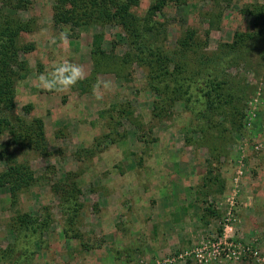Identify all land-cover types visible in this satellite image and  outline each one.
<instances>
[{"label":"rangeland","instance_id":"obj_1","mask_svg":"<svg viewBox=\"0 0 264 264\" xmlns=\"http://www.w3.org/2000/svg\"><path fill=\"white\" fill-rule=\"evenodd\" d=\"M182 1L155 15L156 42L172 51L192 34L188 58L218 54L227 64L218 76L244 94L243 117L204 116L200 89L187 106L166 102L145 67L122 62L131 53L120 27L55 25V0L23 10L0 0L1 13L32 24L22 42L34 45L21 53L11 118L41 119L46 147L0 135V152L33 177L15 203L13 179L0 182V264H264V0ZM152 2L134 14L144 18ZM97 34L105 54L95 56ZM63 59L84 78L63 92L41 87ZM8 165L1 159L0 171ZM24 215L37 230H21Z\"/></svg>","mask_w":264,"mask_h":264},{"label":"trees","instance_id":"obj_2","mask_svg":"<svg viewBox=\"0 0 264 264\" xmlns=\"http://www.w3.org/2000/svg\"><path fill=\"white\" fill-rule=\"evenodd\" d=\"M30 1L16 0V8L23 10ZM6 2L9 5V0H5V5ZM140 3L141 0H55L53 23L55 25L75 24L84 30L94 26L120 27L126 36L131 53L126 54L122 62L134 61L141 67H145L148 71L149 88L156 90L159 96L167 98L164 99L166 102L172 104L184 102L187 106L193 97L194 89H200L201 91L197 93H201L207 102L204 116H207L210 110H216L224 119L228 115H232V118L243 117L240 104L244 101V94L238 92V86L231 84L232 81L222 80L218 76L219 71L223 73L227 65L220 60L218 54L188 58V53L196 50L192 34L182 37L172 51L166 50L156 42L163 33L164 22L155 20V15L168 6H179L183 4V1L153 0L148 9L149 13L144 18L134 14V9L138 8ZM9 15L0 11V135L10 134L11 144L27 146L30 149L41 147V150H44L46 149L45 134L41 119H34L28 123L18 116L15 122L11 118V112L15 110L14 77L18 70L25 69V62L20 60L21 53L32 52L34 45L22 42L23 33L30 32L32 24L29 21H18ZM139 24H143V28H140ZM148 29H152L153 33L147 32ZM95 36L99 44H94L92 54L95 56L100 53L105 54L100 49L104 35ZM246 36L247 34L241 33L239 39L243 41ZM249 38H251L250 35ZM231 52L233 53L231 49H228V53ZM183 57L184 61L181 60ZM177 59L179 61H176ZM202 78H204L203 83L198 82V79ZM82 84L88 86L86 81H81L80 86ZM81 87L87 91L84 86ZM236 121L240 123L241 119ZM17 128L19 131L15 132ZM3 158L7 159L9 165L7 171H0V182L13 179L14 183L9 190L12 202L15 203L18 192L23 187H29L33 177L29 173V166L18 164L8 154L7 149L0 152V160ZM17 221L24 227L21 230L32 228L35 231L38 228V224L34 222L36 220L25 215L18 217ZM6 253L7 251L4 255Z\"/></svg>","mask_w":264,"mask_h":264},{"label":"clouds","instance_id":"obj_3","mask_svg":"<svg viewBox=\"0 0 264 264\" xmlns=\"http://www.w3.org/2000/svg\"><path fill=\"white\" fill-rule=\"evenodd\" d=\"M62 37L67 42V34L62 33ZM84 78V69L81 65L63 59L54 62L50 71L41 73L39 81L41 87L55 92H63L74 87Z\"/></svg>","mask_w":264,"mask_h":264},{"label":"built area","instance_id":"obj_4","mask_svg":"<svg viewBox=\"0 0 264 264\" xmlns=\"http://www.w3.org/2000/svg\"><path fill=\"white\" fill-rule=\"evenodd\" d=\"M180 258H181V256H180Z\"/></svg>","mask_w":264,"mask_h":264}]
</instances>
